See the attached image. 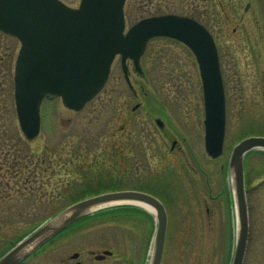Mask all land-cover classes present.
<instances>
[{"label": "rangeland", "instance_id": "1", "mask_svg": "<svg viewBox=\"0 0 264 264\" xmlns=\"http://www.w3.org/2000/svg\"><path fill=\"white\" fill-rule=\"evenodd\" d=\"M60 1L75 8L80 0ZM169 13L205 25L217 46L226 99L223 153L217 159L204 149L201 82L185 46L151 40L142 60L143 77L129 67L131 86L115 58L106 84L80 111L65 108L58 97L44 99L40 133L27 140L13 97L20 44L0 32V256L70 204L136 191L155 197L166 210L161 264H231L236 219L229 154L243 139L264 137L259 87L264 78V0H126V29L142 18ZM155 118L164 122L181 150L170 151L171 140L157 130ZM244 173L249 239L242 264H264V151L246 155ZM132 206L141 212L109 213ZM84 216L90 218L20 264L149 263L153 212L111 205ZM104 251L112 254L96 260ZM74 254L78 256L72 258Z\"/></svg>", "mask_w": 264, "mask_h": 264}, {"label": "water", "instance_id": "2", "mask_svg": "<svg viewBox=\"0 0 264 264\" xmlns=\"http://www.w3.org/2000/svg\"><path fill=\"white\" fill-rule=\"evenodd\" d=\"M124 3L81 0L78 8L72 9L58 0H0V30L21 43L14 70L15 109L21 132L29 140L38 135L39 107L46 95L60 97L68 109L81 110L103 88L116 55L121 56L129 83L125 61L131 59L139 71L147 42L166 37L184 44L196 59L204 100L205 151L217 158L223 150L225 98L211 34L195 20L179 15L142 19L124 34ZM155 122L162 129V122ZM259 149L264 150V137H250L235 144L229 156L236 219L231 264L243 263L249 237L244 157ZM115 204H144L154 209L157 226L148 264H161L167 228L165 209L157 199L131 191L101 194L69 206L6 252L0 264H19L89 210ZM110 254L104 251L95 259Z\"/></svg>", "mask_w": 264, "mask_h": 264}, {"label": "flooded vegetation", "instance_id": "3", "mask_svg": "<svg viewBox=\"0 0 264 264\" xmlns=\"http://www.w3.org/2000/svg\"><path fill=\"white\" fill-rule=\"evenodd\" d=\"M144 55H146V49H145V52H144V54L142 55V57L140 58V68H141V73H140V77L142 78L143 77V71H142V60H143V57H145ZM219 56V55H218ZM119 58V57H118ZM221 59H220V56H219V64H220V69H221V61H220ZM127 66H128V71H129V67H131V70L132 71H134V68H133V63H132V61H128L127 62ZM135 72V71H134ZM222 73V72H221ZM223 85H224V83H223ZM259 87L260 88H262V94H263V96H264V78L263 77H260L259 78ZM137 105V104H136ZM156 119V118H155ZM155 119H154V121H155ZM160 119V118H159ZM162 121V120H161ZM163 122V121H162ZM155 124V123H154ZM163 125H162V129H159L158 127H156L157 128V130L160 132V133H162L167 139H169V140H171V143H173L174 142V145H173V147L171 148L170 147V151H173L174 150V148H176V150H181V147L179 146V145H177L178 143H177V140L173 137V135L171 134V133H169V131H166V129H165V127H164V122L162 123ZM113 156H118V153L117 152H114V154H113Z\"/></svg>", "mask_w": 264, "mask_h": 264}, {"label": "trees", "instance_id": "4", "mask_svg": "<svg viewBox=\"0 0 264 264\" xmlns=\"http://www.w3.org/2000/svg\"><path fill=\"white\" fill-rule=\"evenodd\" d=\"M133 208V207H132ZM125 209H128V210H133L134 212H136L137 213V211L138 212H141V210H138L137 208H133V209H129V208H125V207H120V208H115V209H113V210H111L109 213H111V212H117V211H123V210H125ZM103 214L104 213H108V212H102ZM99 214H101V213H97L96 215H99ZM88 218H90V216H86V217H84V218H82V219H80V220H78V222L79 221H82V220H85V219H88Z\"/></svg>", "mask_w": 264, "mask_h": 264}, {"label": "bare ground", "instance_id": "5", "mask_svg": "<svg viewBox=\"0 0 264 264\" xmlns=\"http://www.w3.org/2000/svg\"><path fill=\"white\" fill-rule=\"evenodd\" d=\"M142 207L145 208V209H147L150 212H154V209L152 207H149V206L143 205V204H142Z\"/></svg>", "mask_w": 264, "mask_h": 264}]
</instances>
